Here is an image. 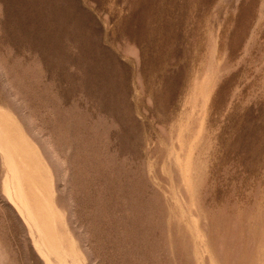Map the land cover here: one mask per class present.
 <instances>
[{
    "label": "rangeland",
    "instance_id": "obj_1",
    "mask_svg": "<svg viewBox=\"0 0 264 264\" xmlns=\"http://www.w3.org/2000/svg\"><path fill=\"white\" fill-rule=\"evenodd\" d=\"M0 264H264V0H0Z\"/></svg>",
    "mask_w": 264,
    "mask_h": 264
}]
</instances>
